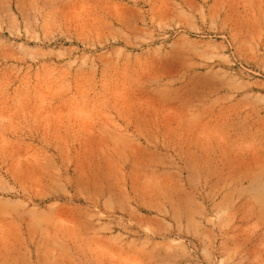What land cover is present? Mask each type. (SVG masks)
I'll use <instances>...</instances> for the list:
<instances>
[{
	"label": "rangeland",
	"instance_id": "obj_1",
	"mask_svg": "<svg viewBox=\"0 0 264 264\" xmlns=\"http://www.w3.org/2000/svg\"><path fill=\"white\" fill-rule=\"evenodd\" d=\"M0 264H264V0H0Z\"/></svg>",
	"mask_w": 264,
	"mask_h": 264
}]
</instances>
